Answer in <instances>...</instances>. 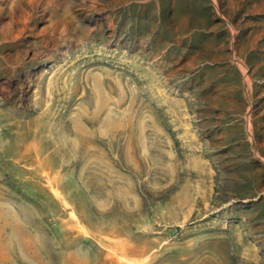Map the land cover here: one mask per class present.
<instances>
[{"label":"rangeland","instance_id":"374dc122","mask_svg":"<svg viewBox=\"0 0 264 264\" xmlns=\"http://www.w3.org/2000/svg\"><path fill=\"white\" fill-rule=\"evenodd\" d=\"M0 264H264V0H0Z\"/></svg>","mask_w":264,"mask_h":264}]
</instances>
